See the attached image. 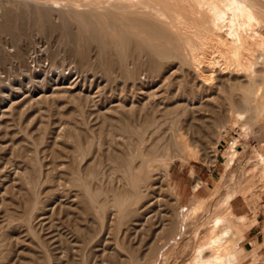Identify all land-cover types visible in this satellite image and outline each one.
I'll use <instances>...</instances> for the list:
<instances>
[{
  "label": "rangeland",
  "instance_id": "1",
  "mask_svg": "<svg viewBox=\"0 0 264 264\" xmlns=\"http://www.w3.org/2000/svg\"><path fill=\"white\" fill-rule=\"evenodd\" d=\"M56 6L0 0V264H145L155 249L154 263L167 264L162 245L192 203L193 185L200 181L196 194L219 205L245 179L249 193L231 203L248 219L242 264H264V178L251 158L264 151V117L235 119L242 109L229 103L243 73L214 67V80L203 83L191 64L172 59L156 75L143 62L124 77L116 58L100 57L97 40L80 36L81 25ZM108 63L118 70L112 76ZM180 133L195 155L174 157L168 143ZM235 139L232 172L224 161ZM170 156L167 175L159 161Z\"/></svg>",
  "mask_w": 264,
  "mask_h": 264
},
{
  "label": "bare ground",
  "instance_id": "2",
  "mask_svg": "<svg viewBox=\"0 0 264 264\" xmlns=\"http://www.w3.org/2000/svg\"><path fill=\"white\" fill-rule=\"evenodd\" d=\"M47 2L51 3L52 6L57 5L63 8V12L61 11L63 15H72V19H75L81 25V28H79L80 36L82 34L84 39L87 36L88 40H97L95 43L98 42L100 57H104L105 60L108 59L107 62H110V60L112 62L111 56L116 58L119 64V68H116L119 69L120 74L125 75H123L124 77L131 78L133 74L136 75L139 72L135 70L136 66L138 64L142 66L143 62H147L146 65L151 64L148 67H152L153 70L151 71L152 73L155 72L153 74L156 75L157 70L161 68H159V64L164 67L162 64L165 62V67H167L169 64L167 63L166 66V61L171 60L170 63L175 61L172 59L191 64L194 71L196 70L197 78L199 77L198 79L203 83H211L214 80L213 73H210L214 67L220 69L221 72L223 69L238 72V74L242 72L245 80L240 82L239 87L229 89L230 94L233 90L232 94L235 95H230L231 102H229V99L228 101L225 100L228 107L225 106L229 108L231 104L230 106L233 108L236 105L239 109H242V111L236 110V113H232L235 114V119H242L245 113H252L255 116L263 115L264 117V53L261 52L264 51V0H47ZM100 62L102 64L103 61L100 59ZM109 64L112 63H108V66L105 67L106 75L109 73L108 70L113 69L111 67L110 70L111 65L109 66ZM156 64L158 68L155 66ZM259 64L262 69L257 68ZM204 65L207 68L206 70H202V66L205 67ZM255 68L261 71H256ZM116 70H112L109 73L110 76ZM147 70L149 71L148 68L144 70L145 74L148 73ZM204 70H209V74ZM160 73L162 72L158 74ZM182 87L180 88L182 89ZM181 89L179 90L181 91ZM185 89L186 87L182 90ZM192 91L190 93L189 88L190 94H192ZM235 91H238V93ZM181 93L184 94L182 91ZM225 98L227 97L225 96ZM188 100H192L191 95H188ZM232 110L228 111L232 112ZM129 127L131 128V126ZM131 130L133 131V128ZM133 133L140 138L142 132L138 129ZM182 134L175 137L174 141L170 140V144L168 143L177 151L174 157L178 153L183 156L195 155L197 150H194L195 147ZM237 142L236 139L230 142L229 153L224 161L226 169L232 170V172H234L233 170L237 165L236 162L240 161L238 160L240 152L236 150ZM168 145L164 146L166 150L171 148ZM252 152V160L256 159V162L253 161V163H255V167L259 168L260 177L264 178V151L262 153ZM136 153L134 152V155ZM127 157L129 158V156ZM155 157L157 156L155 155ZM158 158L154 160L158 161ZM171 158L170 156V158L167 157L168 160L159 161L165 167L167 175L169 164L172 161ZM183 160L185 159L183 158ZM257 179L259 180L258 177ZM246 180L237 181V187L227 190L219 205H209L207 201L196 194L200 188L199 180L193 185L194 198L192 203L185 209L186 213L183 212L184 214L181 215L182 219H180L182 221L178 226V230L162 245L163 248L168 246L161 252L165 257L164 259L167 260V264H171L170 258L175 259V257L181 260L179 264H242L244 254L239 241L245 239L244 232L248 219H246V216L235 215L231 203L238 195L244 196L249 193V183ZM202 212H205V215L208 214L204 215L207 220L201 215ZM199 213L202 216L199 218L203 220L201 222L199 220L198 225H196L197 222L195 223L196 227L192 228L193 231H190L191 236L189 235V237L187 235V233L190 234L187 227L189 226V220L190 222L191 220L197 221ZM185 237L186 239H184ZM187 238L192 239L188 241H193V243L190 245L188 242L186 243ZM156 251L157 249L154 250V254H151L153 257ZM153 257L145 261V264H156L154 263L156 258ZM130 264L141 263L131 262Z\"/></svg>",
  "mask_w": 264,
  "mask_h": 264
}]
</instances>
